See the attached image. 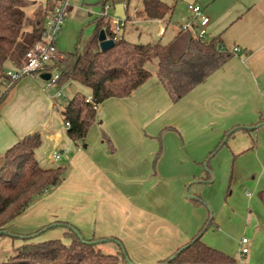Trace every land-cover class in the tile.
<instances>
[{
	"label": "crops",
	"instance_id": "1",
	"mask_svg": "<svg viewBox=\"0 0 264 264\" xmlns=\"http://www.w3.org/2000/svg\"><path fill=\"white\" fill-rule=\"evenodd\" d=\"M24 1L28 27L38 15L43 23L53 8L47 0ZM138 1L133 19L126 0L97 1L101 10L92 20L93 34L105 5L115 16L114 5L125 3L123 39L129 21L140 34L157 26L155 42L146 44L171 41L180 31V23L169 27L176 0H160L172 10L159 20L138 16L143 0ZM182 1L186 17L188 6L196 4L209 18L208 40L218 38L227 51L240 52L178 102L161 86L153 61L147 66L151 77L128 98L98 106L95 123L81 141L68 139L63 126L61 113L71 97L57 99L56 87L45 89L40 76L22 77L8 91L0 103V157L38 133L43 144L37 162L64 172L57 187L7 224L0 254L50 240L68 244L60 227L36 234L64 222L85 239L116 238L134 264H159L212 220L201 236L204 245L236 264H264V0ZM85 95L91 97V91ZM229 131L234 133L224 138ZM53 150L61 153L58 163L48 159ZM242 239L249 252L241 260Z\"/></svg>",
	"mask_w": 264,
	"mask_h": 264
},
{
	"label": "trees",
	"instance_id": "2",
	"mask_svg": "<svg viewBox=\"0 0 264 264\" xmlns=\"http://www.w3.org/2000/svg\"><path fill=\"white\" fill-rule=\"evenodd\" d=\"M60 1L47 0L48 9ZM25 7L24 0H0V80L8 85L0 96V103L17 82H9L5 76L7 67L20 68L25 54L42 38L40 15L37 16L36 23L28 27ZM171 10L172 7L160 0H143L142 12L138 16L142 14L147 19L159 20ZM103 29L112 38L109 24L104 23L102 18L96 22L94 34L82 49L63 53L60 60L48 66V71H57L59 88L79 85L89 89L92 101L98 105L109 99L128 98L151 77L147 66L153 61H157L156 76L161 86L170 100L176 103L234 56L218 38L197 40L184 31H179L166 44H131L120 36L114 41L112 48L102 52L98 35ZM2 82L0 81V86ZM85 99V95L76 91L61 113L63 120L69 124L66 137L70 140L83 141L95 123L96 111L85 103ZM233 133L234 131H229L224 138ZM224 143L222 141L208 159ZM42 144L38 133L27 135L0 157V237L8 236L5 231L10 221L63 180L64 168H44L37 162L36 152ZM196 203L203 204L201 201ZM212 226V220L206 221L183 249H178L159 264H236L233 257L201 242V236ZM55 227L64 229L68 244L50 240L25 245L16 249L6 262L0 264H133L116 238L79 239L75 233L78 230L68 223L48 225L36 234ZM109 244L116 247L113 253L100 249L101 245Z\"/></svg>",
	"mask_w": 264,
	"mask_h": 264
},
{
	"label": "built area",
	"instance_id": "3",
	"mask_svg": "<svg viewBox=\"0 0 264 264\" xmlns=\"http://www.w3.org/2000/svg\"><path fill=\"white\" fill-rule=\"evenodd\" d=\"M142 1V0H140ZM69 7V0H61L58 2L51 11L47 12L43 17V34L41 40L36 42L32 48L25 54L21 62V67L18 69H10L5 71V76L9 79L10 83L18 81L20 78L25 76H34L41 74H49L50 78L47 81H44L45 89H50L56 87V98L61 99L64 97L61 88L57 86V81L59 75L57 71L52 70L48 71V66L57 60L61 59V55L56 49V38L60 29L65 21L67 16V11ZM124 10L127 8V5L123 4ZM111 9L112 7L106 6L102 17L106 18V9ZM189 16L187 19H184L180 25L179 30L188 32L194 39L197 40H208L207 38V26L209 24V18L202 13V9L199 5L192 4L188 6ZM107 23L109 24V31L112 35V39L115 41L118 37L121 36V30L124 25V21L120 20L116 16H111L108 18ZM105 31V30H104ZM163 31L161 30V33ZM239 48H233L231 53L239 54ZM86 104H90L93 110L98 109V104L94 103L91 97L85 99ZM65 129L69 127L67 122H63ZM61 153L56 151H51L48 155L50 162L55 163L59 161ZM241 248L239 250V258L242 260L249 252V249L245 246L247 243L246 239L241 240Z\"/></svg>",
	"mask_w": 264,
	"mask_h": 264
},
{
	"label": "rangeland",
	"instance_id": "4",
	"mask_svg": "<svg viewBox=\"0 0 264 264\" xmlns=\"http://www.w3.org/2000/svg\"><path fill=\"white\" fill-rule=\"evenodd\" d=\"M99 0H70V4L72 8H68L67 17L61 27V30L56 38V49L61 53L74 52L77 48H82L85 43L91 38L93 35V25L92 20L101 10V4L96 5ZM112 0H107V2H111ZM129 2V10L128 16L133 19L134 7L139 2L138 0H126ZM176 8L173 12L172 23L169 27H172L173 23H181L186 17V9L187 3H184L182 0H176ZM108 6V5H105ZM188 13V11H187ZM111 9H106V18L111 17ZM136 25H133L131 22L127 21L125 24V35L124 40H127L133 44H146L155 42V32L157 30V26L152 24L148 26L150 29V33L146 30L142 31L141 34L139 31L135 29ZM166 38V37H165ZM163 39L161 43L166 42V39ZM154 62L148 65L150 67ZM2 82V80H0ZM8 88V85H5L2 82V86H0V96L5 90ZM62 93L65 96L71 97L70 89L68 85L63 86ZM78 91L80 94L85 95L87 93V89L83 87H78ZM86 96V95H85ZM63 98V99H64ZM62 100V98H61ZM58 163V161L56 162ZM100 249L103 252L113 253L116 248L111 245H101ZM14 252V251H13ZM12 253L0 254V263L6 262L12 255ZM134 264V263H133Z\"/></svg>",
	"mask_w": 264,
	"mask_h": 264
},
{
	"label": "water",
	"instance_id": "5",
	"mask_svg": "<svg viewBox=\"0 0 264 264\" xmlns=\"http://www.w3.org/2000/svg\"><path fill=\"white\" fill-rule=\"evenodd\" d=\"M115 10V16L118 17L122 21H126L125 11L123 4H116L114 5ZM122 36V33H121ZM98 41H99V47L102 52L109 50L115 45V42L112 39H107L106 33L104 30H101L98 35ZM50 75L49 74H41L40 79L43 81L49 80ZM76 93L75 86L71 87V94L74 95ZM186 196V194H185ZM77 237L79 239H82V236L79 232L75 231ZM183 249V248H182Z\"/></svg>",
	"mask_w": 264,
	"mask_h": 264
}]
</instances>
